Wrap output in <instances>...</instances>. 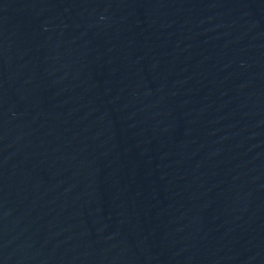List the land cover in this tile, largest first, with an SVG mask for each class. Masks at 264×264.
Listing matches in <instances>:
<instances>
[{"label": "water", "instance_id": "water-1", "mask_svg": "<svg viewBox=\"0 0 264 264\" xmlns=\"http://www.w3.org/2000/svg\"><path fill=\"white\" fill-rule=\"evenodd\" d=\"M0 264H264V0H0Z\"/></svg>", "mask_w": 264, "mask_h": 264}]
</instances>
